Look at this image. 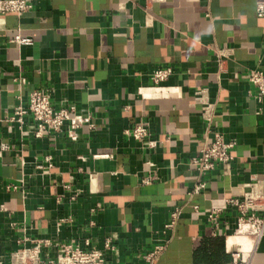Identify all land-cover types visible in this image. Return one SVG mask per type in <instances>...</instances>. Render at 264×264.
I'll use <instances>...</instances> for the list:
<instances>
[{"label":"crops","instance_id":"crops-1","mask_svg":"<svg viewBox=\"0 0 264 264\" xmlns=\"http://www.w3.org/2000/svg\"><path fill=\"white\" fill-rule=\"evenodd\" d=\"M260 1L32 0L20 16L0 12L1 263L56 260L75 240L118 264H144L158 244L155 264H264V235L226 203L264 182V97L247 78L264 71ZM160 68L172 73L155 84ZM34 89L89 122L39 138L31 117L9 121ZM138 123L155 146L127 133ZM212 130L235 158L200 177L192 160ZM36 247L37 260L15 261Z\"/></svg>","mask_w":264,"mask_h":264},{"label":"built area","instance_id":"built-area-1","mask_svg":"<svg viewBox=\"0 0 264 264\" xmlns=\"http://www.w3.org/2000/svg\"><path fill=\"white\" fill-rule=\"evenodd\" d=\"M161 1V0H153ZM33 8L32 0H0V12H15L19 16ZM257 15L264 17V0L257 5ZM13 41L18 45H29L33 43L31 37H24L20 33L16 34ZM172 73L171 68H160L154 71L152 79L155 84L163 82ZM249 81L256 87L259 98L264 97V71L252 70L247 74ZM25 84V78H20ZM207 90H201L203 96ZM207 114V110H206ZM27 117H31L35 124V136L44 137L52 132H59L68 124L71 131L77 129L90 118L84 117L77 112L75 105L57 106L54 104L51 94L41 89H34L30 92L27 104L20 103L16 106L14 114L8 118L9 121L24 124ZM93 126V125H92ZM213 137L207 138L205 146L200 154L193 158V165L202 177L213 171L219 164H227L234 160V142L227 141L224 134L217 130H212ZM127 133L146 147L155 146L156 141L151 139L150 126L147 123L135 124ZM49 166H52L51 157L48 156ZM23 183V182H21ZM20 183V184H21ZM23 186V184H21ZM10 188H18L19 185L11 184ZM206 188V182L202 179L196 184L193 193H199ZM229 207L234 208L238 214L240 225H246L252 231L256 240H260L264 235V182L254 181L248 186L247 192L241 197H230L226 199ZM221 209H214L209 212L208 220L217 230ZM181 209L177 208L171 215V220L167 224L168 228L175 225ZM39 247V246H37ZM37 247L34 250L22 249L14 254L16 262H26L27 260H37ZM113 247L111 241L106 242L105 248ZM165 249V244H158L155 248L145 254L144 264H155V260ZM235 258L240 256V251H235ZM0 264H3L0 262ZM42 264H118L109 262L104 250L98 248H83L75 240L63 243L59 246V255L56 260H48Z\"/></svg>","mask_w":264,"mask_h":264}]
</instances>
